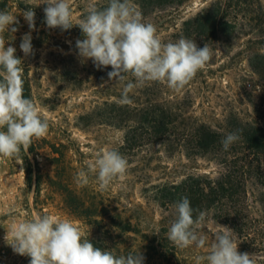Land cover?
Listing matches in <instances>:
<instances>
[{
	"label": "rangeland",
	"instance_id": "1",
	"mask_svg": "<svg viewBox=\"0 0 264 264\" xmlns=\"http://www.w3.org/2000/svg\"><path fill=\"white\" fill-rule=\"evenodd\" d=\"M4 1L5 11L19 21L13 25L18 31L2 34L6 47H15L22 59L32 100L49 129L45 137L36 139V152L29 156L42 175L38 194L34 181L25 182L20 154L0 156V264H30V257L15 253L5 236L15 223L31 220L37 213L70 220L85 237L116 256L140 252L143 264H196L197 256L211 251L214 234L223 226L232 230L238 252L256 255L257 264H264V180H250L237 203L224 200L222 206L201 210L206 217L197 232L206 240L203 248L175 246L168 232L177 218L176 203L184 196L181 189L166 190L171 196L158 191L189 176L216 179L223 166L209 155L189 158L185 147L167 151L159 141L123 150L127 129L115 125L110 112L127 80H110V66L98 69L91 59L79 56L76 41L84 39L79 26L66 31L48 28L43 0ZM91 2L68 0L73 24L84 18ZM94 2L106 7L109 0ZM132 3L164 43L183 36L198 48L207 44L212 58L183 89L161 82L133 89L131 109H144L154 99L179 108L189 126L205 124L225 135L237 130L239 134L245 125L264 128V0ZM29 7L35 12V30L31 31L33 52L25 56L20 44L30 29L22 12ZM147 88L156 95L147 96ZM133 121L126 123L133 126ZM108 149L127 159L126 173L105 190L98 187L94 175L87 185L78 184L77 173ZM258 163L264 172V154Z\"/></svg>",
	"mask_w": 264,
	"mask_h": 264
},
{
	"label": "clouds",
	"instance_id": "2",
	"mask_svg": "<svg viewBox=\"0 0 264 264\" xmlns=\"http://www.w3.org/2000/svg\"><path fill=\"white\" fill-rule=\"evenodd\" d=\"M45 23L48 28L69 30L79 26L84 39L76 41L82 59H91L99 69L110 66V80H127L117 103L130 105L129 93L152 82L166 83L168 87L183 89L212 58L207 44L198 48L194 40L181 36L176 42L164 43L156 27L145 23L142 12L132 0H109L106 7L88 4L86 14L78 23L72 22L68 0H43ZM30 29L22 37L20 49L25 56L32 54L31 31L35 30V12L29 7L22 12ZM16 16L0 11V156L18 157L27 154L33 139L47 135L49 124L43 119L31 98H25L23 61L16 56V48L6 47L5 31L16 32ZM131 76L133 79L128 80ZM229 133L222 141L223 149L241 137ZM128 167L127 159L116 149L102 150L94 161L79 171L76 181L89 183L90 175L105 190L116 177H122ZM177 218L168 232V239L179 248L195 244L205 246L206 240L197 232L206 217L194 210L187 197L176 203ZM194 212L196 215L194 216ZM13 251L30 257V264H143L140 252L116 256L111 251L95 246L70 220H61L48 214H35L31 220L15 223L5 236ZM196 264H257L256 255L238 252L232 230L220 226L214 234V243L206 256H197Z\"/></svg>",
	"mask_w": 264,
	"mask_h": 264
},
{
	"label": "trees",
	"instance_id": "3",
	"mask_svg": "<svg viewBox=\"0 0 264 264\" xmlns=\"http://www.w3.org/2000/svg\"><path fill=\"white\" fill-rule=\"evenodd\" d=\"M5 10L6 3L4 0H0V11ZM23 81L25 98L32 99L25 73H23ZM145 94L147 96L156 95L149 88L146 89ZM147 103L149 105L141 110L131 109L129 105L121 106L117 102L112 104L111 119L115 125L127 129L123 150H133L143 146L146 142L159 141L165 148L167 147V151L174 146L188 148L189 158L197 155H209L224 168V171L216 179L189 176L179 185L171 184L169 188L163 186L162 190L158 191L162 193V196L172 195L170 192L165 193L168 189L171 191L181 189L180 195L190 200L194 210L209 209L213 206H222L224 200L237 203L239 194L241 191L245 192L250 180L254 182L264 180V172L257 166L260 155L264 154V128L245 125L242 127L241 133L238 134L241 138L225 151L221 141L227 135L215 131L205 124L195 123L189 126V123L183 122L181 110L171 107L167 101L153 99ZM132 119L135 125H127L126 122ZM179 119H183L182 122ZM36 148V139L34 138L27 154L21 151L19 159L22 161L25 182L32 184L34 181L35 193L38 194L42 175L37 163L33 165L29 160V156H34ZM239 149H243V151H238ZM90 242L102 248L97 241L90 240Z\"/></svg>",
	"mask_w": 264,
	"mask_h": 264
}]
</instances>
